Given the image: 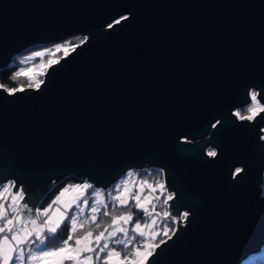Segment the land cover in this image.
Returning <instances> with one entry per match:
<instances>
[{"label": "water", "instance_id": "water-1", "mask_svg": "<svg viewBox=\"0 0 264 264\" xmlns=\"http://www.w3.org/2000/svg\"><path fill=\"white\" fill-rule=\"evenodd\" d=\"M72 36L85 39L39 89H0V183L20 186L34 211L67 175L104 190L155 167L176 225L146 264L258 253L264 112L249 122L230 113L249 89L264 106V0H0V69ZM179 210L189 213L182 225Z\"/></svg>", "mask_w": 264, "mask_h": 264}, {"label": "snow or ice", "instance_id": "snow-or-ice-1", "mask_svg": "<svg viewBox=\"0 0 264 264\" xmlns=\"http://www.w3.org/2000/svg\"><path fill=\"white\" fill-rule=\"evenodd\" d=\"M78 46L73 45V50ZM68 47L58 44L55 51L63 50L67 53ZM42 55V52L34 53L35 57ZM57 63V59L49 60L47 67ZM44 67L42 65L35 71L22 68L12 79L23 75L29 81V88L34 85L39 89L44 81L37 77L45 75ZM0 89L8 95L25 91L22 84L12 87L0 84ZM251 99L254 105L259 106L257 93L253 92ZM248 111L252 114L241 115L236 112L235 115L241 120H252L259 112H264V106H259V112L255 106ZM207 155L215 157L217 152L210 150ZM241 171L240 168L235 169L236 174ZM132 175L128 173L129 177ZM128 183V180L122 181L125 185L122 190L121 185L117 184L115 194L110 192L107 196L101 191H95L92 204H89L87 198V191L93 188L92 184L71 185L64 188L47 207L36 211L23 203L22 189L12 191L16 188L14 182L0 183V264H146L153 250L165 241L150 242L159 235L155 228L156 220L153 218L150 223L148 220L142 223L141 220L153 217L155 205L149 199L150 194L143 197L141 194L144 185L153 192L156 187L164 189L165 186H154L145 180L141 182L138 192H132L126 187ZM70 189L76 194L63 199ZM172 198L168 195L164 203L167 204ZM85 208L89 209L87 213ZM164 215L169 220L174 219L167 212ZM188 215V212H184L180 219L186 220ZM130 224L132 227H127ZM62 228H67L66 238ZM169 231L174 234V230L168 229L163 231V235L168 236Z\"/></svg>", "mask_w": 264, "mask_h": 264}, {"label": "trees", "instance_id": "trees-1", "mask_svg": "<svg viewBox=\"0 0 264 264\" xmlns=\"http://www.w3.org/2000/svg\"><path fill=\"white\" fill-rule=\"evenodd\" d=\"M82 37L80 36H72L69 37L63 41L57 42L55 44L60 43V45H68V51H70L73 45H78L81 42ZM55 44H51V45H43V44H35L33 46L27 47L26 49H24L22 52H20L19 54H17L16 56H14L10 63L4 67L3 69H0V84H4L7 87H12V86H19V85H23L25 88H29L28 87V79L25 76H20L18 78H16L15 80L12 79V77L15 75L16 72H18L19 68L21 67L20 64H18V59L26 54L29 53H33L37 50L40 49H44L48 46H52ZM63 52L59 51V52H55L53 54H48L45 57L42 58V62L43 64L46 66L48 65V61L52 60V59H60L63 56ZM38 79H42V75L37 77ZM34 86V85H33ZM32 88V87H31ZM210 148V147H209ZM205 147L204 149V153L210 151V149ZM130 172H132V174H134L135 176V182L137 184V187L140 188L141 182L142 181H147L148 184H152L154 186H157L159 184H163V179H162V171L158 168L155 167H150V166H146L145 168H139V169H133L130 170ZM7 182H11V181H7ZM87 183L85 180L77 178L75 179L73 176L71 175H67L65 177L60 178L57 181H54L49 188L43 193V195L41 196V198L37 201L36 207H35V211L37 209H43L44 207H47L58 195V193L65 187H69L71 185H75V184H82V183ZM113 184V183H112ZM111 184V185H112ZM111 185H109L106 189L102 190V189H96V188H92L89 189L87 191V198L89 200V204L92 201V195L93 192L95 190L101 191L104 194H106L107 190H109L111 188ZM149 188L147 187V185H144V192L141 194L142 197L145 196V194L150 193ZM152 197H151V203L153 205H155V209L153 213H157L160 217H165V213L167 211L166 208V204L164 203V200L167 199L168 195H173L172 192H169L168 194L165 193V187L164 189H160L158 187H156V191L151 192ZM164 203V204H163ZM150 211H152L151 206H149ZM135 211V209H134ZM114 214H119V212H115ZM142 216V213L140 214ZM153 217H155L157 219L158 224L155 225V228L157 230V232L159 233V235L156 236L155 240H152L150 242L152 243H158L160 240H166L167 238L170 237V235H172V231H169V235L168 236H164L163 235V231L168 230V229H175V224L174 222L170 221V220H164L158 216H156L155 214H153ZM105 220H107V218H104ZM151 218H147L144 217L141 222L143 223L144 220H148V222L150 221ZM127 227L131 228L132 225H127ZM64 233V238H66L67 236V228H62L61 230ZM262 248H264V244L260 247V250H262ZM240 264H264V255L263 256H259L258 253L254 254L253 256L250 257H246Z\"/></svg>", "mask_w": 264, "mask_h": 264}, {"label": "rangeland", "instance_id": "rangeland-1", "mask_svg": "<svg viewBox=\"0 0 264 264\" xmlns=\"http://www.w3.org/2000/svg\"><path fill=\"white\" fill-rule=\"evenodd\" d=\"M85 38L84 37H82V39H81V42L84 40ZM80 42V43H81ZM79 43V44H80ZM59 45H60V43H58ZM58 44H55V45H52V46H48V47H46V48H44V49H40V50H37V51H35V52H42V53H44V55H42V56H40V57H35L34 56V53L35 52H33V53H29V54H26V55H24V56H22V57H20L19 59H18V64H20V68H19V70L18 71H20V69H32V70H38L39 68H40V66H42V65H44L43 64V62L41 61L42 60V58L43 57H45L46 55H48V54H53V53H55L56 51H55V49H56V45H58ZM62 52H63V54L64 55H66L68 52H70V51H68L67 53H65L63 50H61ZM63 55V56H64ZM45 66V65H44ZM48 68V67H47ZM46 67H44L43 68V72H45V70L47 69ZM42 77H43V75H42ZM32 88H35V86H33ZM253 92L250 90L249 91V93H248V96L250 97V99H251V94H252ZM235 171V170H234ZM130 172V170H127V171H125L120 177H118L114 182H113V184L111 185V188L109 189V190H107V192H106V194H105V196H107V194L108 193H112V194H115V192H114V189L116 188V185L117 184H120L121 185V190L125 187V185H123L122 184V181H124V180H128L129 181V183H128V185H126V187H128L132 192H138L139 191V189L140 188H138L137 187V184H136V182H135V176H134V174L131 176V177H129L128 176V173ZM132 173V172H131ZM85 183V182H84ZM83 184V183H82ZM75 185H77V184H75ZM68 187V186H67ZM66 188V187H65ZM159 188V187H158ZM17 189H21V187L20 186H18L16 189H15V191L17 190ZM64 189V188H63ZM62 189V190H63ZM97 189H100V188H97ZM61 190V191H62ZM149 190V192L150 193H148V194H145V195H149V199H151V197H152V194H151V192H153L150 188L148 189ZM60 191V192H61ZM95 191H98V190H95ZM94 191V192H95ZM60 192L58 193V195L60 194ZM94 192H93V195H92V201H91V203L90 204H92L93 202H94V200H95V197H94ZM76 193L75 192H73L71 189L69 190V192L68 193H66L65 194V197L63 198V199H69V198H71L73 195H75ZM57 195V196H58ZM56 196V197H57ZM260 196L262 197V198H264V172H263V177H262V183L260 184ZM55 200V199H54ZM37 204V203H36ZM167 205V204H166ZM83 206V205H82ZM35 207H36V205H35ZM34 211H35V208H34ZM89 211V209L88 208H85V212L87 213ZM167 212V211H166ZM183 211L182 210H179V214H178V218H179V220H180V222L181 223H179V225H182L183 224V222H182V220L180 219L182 216H183ZM155 219L156 220V225L158 224V222H157V219L155 218V217H152L151 219ZM151 219H150V221H149V223L151 222ZM170 221H172V222H175V220L174 219H172V220H170ZM175 225H176V223H174ZM157 231V230H156ZM257 254V253H256ZM254 254H251V255H249V256H247V257H250V256H253ZM258 255L259 256H263L264 255V248H262V250H259V252H258Z\"/></svg>", "mask_w": 264, "mask_h": 264}, {"label": "flooded vegetation", "instance_id": "flooded-vegetation-1", "mask_svg": "<svg viewBox=\"0 0 264 264\" xmlns=\"http://www.w3.org/2000/svg\"><path fill=\"white\" fill-rule=\"evenodd\" d=\"M252 91V92H255V91H253L252 89H249L248 90V93H249V91ZM248 93H247V97L249 98V102L246 104V105H244L243 107H239V108H235V109H233L232 111H231V113L230 114H233V115H235V113L236 112H240L241 113V115H251L252 113H250L249 111H248V109L250 108V107H256V109H257V112L259 111V106H261L260 105V103H259V106H256V105H254V102L252 101V99H250V97L248 96ZM235 119L236 120H239V118L235 115ZM246 120V119H245ZM249 121H251V120H247V122H249ZM214 125V123L213 124H211L210 125V127H212ZM259 130L261 131V132H264V129L263 128H259ZM262 138H263V134H260L259 135V140H262ZM180 141H184V139H180ZM207 148H209V146H206V149ZM205 149V150H206ZM210 150H214L213 148H209ZM205 155H207V152L206 153H204ZM236 169V168H235ZM234 169V170H235ZM233 170V173L235 172Z\"/></svg>", "mask_w": 264, "mask_h": 264}]
</instances>
